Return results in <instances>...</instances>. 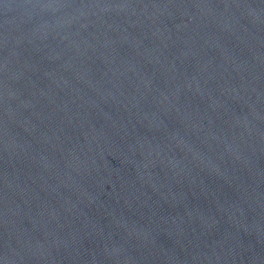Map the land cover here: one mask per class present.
<instances>
[{
	"label": "water",
	"instance_id": "obj_1",
	"mask_svg": "<svg viewBox=\"0 0 264 264\" xmlns=\"http://www.w3.org/2000/svg\"><path fill=\"white\" fill-rule=\"evenodd\" d=\"M0 264H264V0H0Z\"/></svg>",
	"mask_w": 264,
	"mask_h": 264
}]
</instances>
